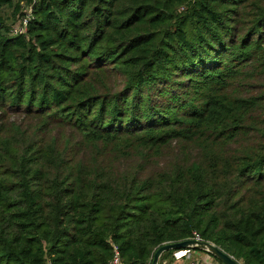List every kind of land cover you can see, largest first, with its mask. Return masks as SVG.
Here are the masks:
<instances>
[{
  "label": "trees",
  "instance_id": "obj_1",
  "mask_svg": "<svg viewBox=\"0 0 264 264\" xmlns=\"http://www.w3.org/2000/svg\"><path fill=\"white\" fill-rule=\"evenodd\" d=\"M22 1L0 0V264H151L193 232L264 264V0H36L13 35Z\"/></svg>",
  "mask_w": 264,
  "mask_h": 264
},
{
  "label": "built area",
  "instance_id": "obj_2",
  "mask_svg": "<svg viewBox=\"0 0 264 264\" xmlns=\"http://www.w3.org/2000/svg\"><path fill=\"white\" fill-rule=\"evenodd\" d=\"M36 0H31L30 2H21L20 15L18 20L13 23L10 27L11 34H25L27 31V26L33 19V12ZM192 239L201 240L202 238L198 233L193 232ZM170 258L173 264H202V262L194 255L192 249H180L172 250ZM107 264H124L120 257V253L116 244L112 243V256L108 260Z\"/></svg>",
  "mask_w": 264,
  "mask_h": 264
},
{
  "label": "water",
  "instance_id": "obj_3",
  "mask_svg": "<svg viewBox=\"0 0 264 264\" xmlns=\"http://www.w3.org/2000/svg\"><path fill=\"white\" fill-rule=\"evenodd\" d=\"M180 249H195L204 251L223 264H242L240 261L233 258L230 254L221 250L214 243L203 239L198 240L192 238H188L178 242H169L161 245L154 252L151 264H158L159 258L164 252Z\"/></svg>",
  "mask_w": 264,
  "mask_h": 264
},
{
  "label": "rangeland",
  "instance_id": "obj_4",
  "mask_svg": "<svg viewBox=\"0 0 264 264\" xmlns=\"http://www.w3.org/2000/svg\"><path fill=\"white\" fill-rule=\"evenodd\" d=\"M5 10L7 11V8H5ZM8 12H9V10H8ZM239 86H240V81L237 82L236 89ZM10 120H11V122L19 124V123H22L23 119L21 117L13 116L12 118H10ZM31 124H32V126L29 125V128H28L30 130H32V128L36 126V124H33V123H31ZM23 128H26V126H23ZM39 135L41 136V140L43 141V143H45L46 141H49L51 139H56L59 142H61L66 137L74 136L75 131H71L67 128L53 127V128L48 129V130H45L43 132H40ZM174 152L176 153V150L172 151L173 154H174ZM173 154L170 155L169 159L174 157ZM162 160H165L164 156H162L160 158V161H162ZM193 251H194V255L196 254L197 256L205 257L206 255H208L206 252L201 251V250H193ZM208 256L205 257L206 262L204 261V259H202V264H223V263L216 261L212 256H210V255H208Z\"/></svg>",
  "mask_w": 264,
  "mask_h": 264
},
{
  "label": "crops",
  "instance_id": "obj_5",
  "mask_svg": "<svg viewBox=\"0 0 264 264\" xmlns=\"http://www.w3.org/2000/svg\"><path fill=\"white\" fill-rule=\"evenodd\" d=\"M208 254V253H207ZM209 255V254H208ZM208 255H206V256H208ZM195 256L202 262V259H204V261L206 262V260H205V257H202V256H197L196 254H195ZM209 257V256H208ZM162 264H173V262H172V260H171V258H169V259H165V260H163L162 261Z\"/></svg>",
  "mask_w": 264,
  "mask_h": 264
}]
</instances>
